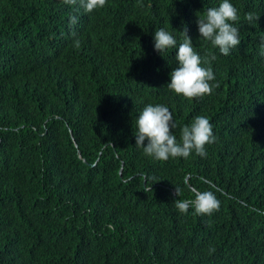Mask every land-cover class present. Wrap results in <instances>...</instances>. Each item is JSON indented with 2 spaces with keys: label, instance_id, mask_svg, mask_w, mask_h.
<instances>
[{
  "label": "trees",
  "instance_id": "obj_1",
  "mask_svg": "<svg viewBox=\"0 0 264 264\" xmlns=\"http://www.w3.org/2000/svg\"><path fill=\"white\" fill-rule=\"evenodd\" d=\"M220 3L107 0L85 13L63 0H0V264H264V0H230L241 43L228 56L196 23ZM185 27L202 60L217 57L202 64L220 85L210 96L167 88ZM160 28L177 40L163 56ZM148 104L169 108L178 141L196 116L247 114L235 134L248 150L148 157L135 146ZM201 191L219 211L177 210L175 199Z\"/></svg>",
  "mask_w": 264,
  "mask_h": 264
},
{
  "label": "clouds",
  "instance_id": "obj_2",
  "mask_svg": "<svg viewBox=\"0 0 264 264\" xmlns=\"http://www.w3.org/2000/svg\"><path fill=\"white\" fill-rule=\"evenodd\" d=\"M63 3L66 5L78 3L85 13H92L103 9L107 5V0H63ZM259 18L260 15L255 12H247L244 16L250 25L257 23ZM69 20L71 25L77 23L76 16H71ZM239 22L238 10L230 3V0H221L218 7L208 8L203 16H198L196 21L200 39L210 42L213 48H218L224 56H228L230 50L237 48L241 43L240 30L235 26ZM180 33L182 42L176 51L178 67L170 73V83L167 84V88L175 93L176 98L183 96L192 100L210 96L220 85L216 81L212 68L203 67L202 64H210L217 57L209 51L202 60L194 50L187 28L185 27ZM73 35L75 36V33ZM74 46L80 47L79 39L74 41ZM173 48H177L176 38L164 28L156 30L154 49L163 56L167 50ZM261 49V55H264V38H262ZM236 112L238 111L228 107L220 121L214 120L211 116L208 118L196 116L191 124L184 125L180 129L178 141L173 133L177 124L169 108L161 104H148L136 120L135 146L141 148L146 156L157 161H167L169 158L178 157L187 159L193 152L206 158L209 151L205 147L224 151L239 158L248 150V147L237 141L235 127L247 114L242 118ZM145 141H147L146 145ZM173 193L175 196L180 194L177 189ZM174 203L182 214H187L189 209L193 208L197 215L211 216L220 209V201L211 191L198 192L194 194V199H175ZM214 251V248H210L209 254L211 255Z\"/></svg>",
  "mask_w": 264,
  "mask_h": 264
},
{
  "label": "water",
  "instance_id": "obj_3",
  "mask_svg": "<svg viewBox=\"0 0 264 264\" xmlns=\"http://www.w3.org/2000/svg\"><path fill=\"white\" fill-rule=\"evenodd\" d=\"M71 134H72V133H71ZM74 142H75V141H74ZM75 146H76V147L78 146L76 142H75ZM79 154H80V152H79ZM80 157H81V155H80ZM120 173H121V176H122V169H121Z\"/></svg>",
  "mask_w": 264,
  "mask_h": 264
},
{
  "label": "bare ground",
  "instance_id": "obj_4",
  "mask_svg": "<svg viewBox=\"0 0 264 264\" xmlns=\"http://www.w3.org/2000/svg\"><path fill=\"white\" fill-rule=\"evenodd\" d=\"M106 9H107V7H106ZM136 38V37H135ZM140 43V42H139ZM135 44V43H134ZM142 48V47H141ZM149 50V49H148ZM140 51V50H139ZM139 51H138V53H139ZM150 61V60H149ZM141 66V65H140ZM236 128V127H235Z\"/></svg>",
  "mask_w": 264,
  "mask_h": 264
}]
</instances>
